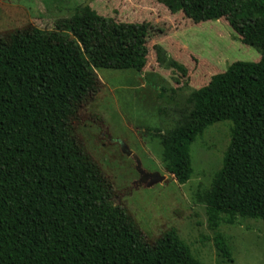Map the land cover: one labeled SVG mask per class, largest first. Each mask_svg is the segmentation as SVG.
I'll return each instance as SVG.
<instances>
[{
    "label": "trees",
    "instance_id": "obj_1",
    "mask_svg": "<svg viewBox=\"0 0 264 264\" xmlns=\"http://www.w3.org/2000/svg\"><path fill=\"white\" fill-rule=\"evenodd\" d=\"M193 23L224 19L257 63L235 62L196 93L176 140L231 119L235 128L207 224L264 222V0H160ZM141 25L87 9L51 30L0 35V264H201L175 229L148 243L75 134L72 121L98 90L101 68L146 65ZM72 37V38H71ZM188 162H182V174ZM227 217V219L225 218ZM214 245L231 260L224 236Z\"/></svg>",
    "mask_w": 264,
    "mask_h": 264
},
{
    "label": "rangeland",
    "instance_id": "obj_2",
    "mask_svg": "<svg viewBox=\"0 0 264 264\" xmlns=\"http://www.w3.org/2000/svg\"><path fill=\"white\" fill-rule=\"evenodd\" d=\"M87 9L117 22L141 25L148 47L141 75L101 68L97 92L72 127L113 189L111 203L124 209L152 243L175 229L201 264H264V222L236 217L207 224L235 123L222 119L176 140L190 123L196 91L235 62L257 63L260 53L240 42L220 19L193 23L160 0H0V35L29 26L51 30L58 20ZM188 166L177 175L182 162ZM227 219V217H225ZM220 232L231 253L218 252Z\"/></svg>",
    "mask_w": 264,
    "mask_h": 264
},
{
    "label": "water",
    "instance_id": "obj_3",
    "mask_svg": "<svg viewBox=\"0 0 264 264\" xmlns=\"http://www.w3.org/2000/svg\"><path fill=\"white\" fill-rule=\"evenodd\" d=\"M72 38V37H71Z\"/></svg>",
    "mask_w": 264,
    "mask_h": 264
}]
</instances>
